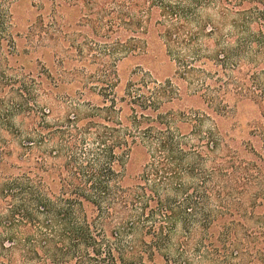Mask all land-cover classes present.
<instances>
[{"label": "trees", "instance_id": "obj_1", "mask_svg": "<svg viewBox=\"0 0 264 264\" xmlns=\"http://www.w3.org/2000/svg\"><path fill=\"white\" fill-rule=\"evenodd\" d=\"M16 1L0 0L5 54L20 34ZM31 6L25 39L84 40L103 104L92 118L34 121L3 145L0 164L12 157L17 171L0 176V264H264V0ZM156 47L171 75L139 68L118 96L117 62ZM64 57L47 73L55 81L72 74ZM28 74L14 79L8 107L29 104L47 78ZM183 98L204 110L165 109ZM244 103L257 118L240 137L226 117Z\"/></svg>", "mask_w": 264, "mask_h": 264}, {"label": "rangeland", "instance_id": "obj_2", "mask_svg": "<svg viewBox=\"0 0 264 264\" xmlns=\"http://www.w3.org/2000/svg\"><path fill=\"white\" fill-rule=\"evenodd\" d=\"M32 11L34 9L31 6V0H17L14 3L15 28L20 34L15 39L13 54H9L11 51L10 43L7 47L5 45L4 48L6 54L8 53L7 55L0 51V150L8 142L12 143L11 147H15L17 137H22L30 132L28 128L34 121L38 122L40 119L45 118L47 124L52 126L57 118H92V108L103 104L102 96L99 95V83L89 78L90 75L95 74L97 66L89 58L87 43L84 40L81 41V39L75 40L74 43L70 40L67 42L63 38H60L57 43L44 40L39 46L38 44L29 43L24 35L28 25L34 18V12ZM65 16L71 24V31H78L77 27L74 26L78 16L76 11L69 10L65 13ZM68 44H71L72 47L68 48ZM79 44L82 52L77 47ZM58 51L65 55V71L70 70L72 74L63 76L60 81H55L51 78L53 76L47 75V73L53 74V61L56 60ZM79 55H82V57H79ZM172 67V63L169 62L162 49L157 47L148 49L147 56L144 57L129 56L122 58L116 66L118 80L114 91L118 96H122L125 93L128 80L140 76L141 70H152L158 73L159 79H164L167 75H171ZM28 73L33 76L39 75L41 78L46 75L47 78H45L40 90L33 93V100L29 104L20 105V108L8 107L5 103L8 97L5 94L15 85L14 79L20 80L22 77L28 76ZM135 73H139V75L135 76ZM29 108L32 109L35 115L26 113ZM171 108L174 110H204L203 104L193 98H183L179 102L168 104L165 107L167 110ZM233 109L226 118L238 119L235 135L243 137L249 130L250 120L257 118L255 108L250 103H244L239 108ZM209 118L214 117L209 116ZM226 124V127L230 125L228 121ZM208 125L209 122L206 121L203 129ZM11 160H13L12 157L7 160L6 164H0L1 177L17 171L8 165Z\"/></svg>", "mask_w": 264, "mask_h": 264}]
</instances>
